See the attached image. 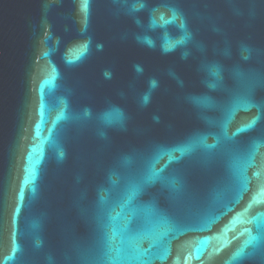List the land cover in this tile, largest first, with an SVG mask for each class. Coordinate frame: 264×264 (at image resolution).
<instances>
[{
  "label": "water",
  "instance_id": "1",
  "mask_svg": "<svg viewBox=\"0 0 264 264\" xmlns=\"http://www.w3.org/2000/svg\"><path fill=\"white\" fill-rule=\"evenodd\" d=\"M0 264H264V0H0Z\"/></svg>",
  "mask_w": 264,
  "mask_h": 264
},
{
  "label": "snow or ice",
  "instance_id": "2",
  "mask_svg": "<svg viewBox=\"0 0 264 264\" xmlns=\"http://www.w3.org/2000/svg\"><path fill=\"white\" fill-rule=\"evenodd\" d=\"M145 99H147V98H145Z\"/></svg>",
  "mask_w": 264,
  "mask_h": 264
}]
</instances>
